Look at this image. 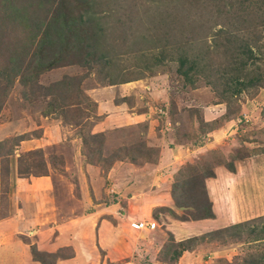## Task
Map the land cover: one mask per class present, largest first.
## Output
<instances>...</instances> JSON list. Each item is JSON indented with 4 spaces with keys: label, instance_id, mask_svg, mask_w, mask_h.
Returning a JSON list of instances; mask_svg holds the SVG:
<instances>
[{
    "label": "rangeland",
    "instance_id": "obj_1",
    "mask_svg": "<svg viewBox=\"0 0 264 264\" xmlns=\"http://www.w3.org/2000/svg\"><path fill=\"white\" fill-rule=\"evenodd\" d=\"M71 1H62L65 8L72 5ZM76 1L77 3L75 0L73 3L79 7L74 10V15L80 13L85 20L94 17L100 22L104 21L106 45L111 47L110 62L106 65L103 61L92 62V60L91 63L84 65L78 62L65 64L43 72L39 75L36 84L28 85L20 83V75H17L4 96L3 88L7 81V74L4 71L9 54L6 48L11 45L8 42L13 43L23 39L27 30L9 22L4 29L9 36L2 35L0 38V140H4L7 149L19 137L30 140L26 145L27 150L20 151L18 145L14 153L0 157V166L3 167L4 162V167L8 169V182L12 170L13 174L16 171L20 175L18 164L19 168H22V174L28 171L38 173L20 176H51L55 185L59 183L57 189L60 195L56 197H61L58 201L66 209L73 203L71 198L74 195H81L80 189L77 192L79 182L71 180L73 172L77 173L79 166L84 168L83 164L80 165L83 162L79 161L80 153L84 155L86 161L88 159L91 165L96 166L94 167L98 175L103 174L114 162L112 159L118 156L123 160H134L132 162L137 166L138 173L142 175L137 177L139 183H143L145 174L152 175L146 187L144 184H139L138 190H131L132 195L139 194L134 197H138L136 204L124 202L131 206L129 210L131 214L140 212V216L147 223L149 222V226L146 229L134 230L132 223L141 220L123 217L124 225L129 224L130 229L126 226L124 232L121 230L122 232L116 234L113 240L105 241L103 249L93 242L90 245L84 242L85 247L91 246L94 253L92 262L86 264H245L243 261L247 262L246 257L250 254L264 252V240L251 241L247 236L248 229L245 228L236 235H228L226 232L218 236H209L208 239L204 238L196 243L192 242L189 250L181 251L177 259L171 260L173 250L178 249L174 242L227 225L218 224L219 227H215L217 224L198 221L194 223V227L189 228L187 222L183 221L190 220H181V218L196 213V210L189 206H178L173 198L171 204L174 214L159 208L153 209L152 213L146 211L152 198L149 191H154L152 188L155 187L160 192V200L154 203H164L161 195L165 196L167 192L170 200L171 186L179 172L182 173L179 178L195 176L198 180L203 167L212 166L215 177L206 178L204 184L208 198L212 202V210L218 217L217 222L223 223L230 219L240 222L260 215L264 217V65L259 61L252 65L253 59L243 57V54L238 52V46L243 43L248 44L256 56L259 55L257 46H261L264 52V25H261V20H264V14L262 15L264 2L262 0ZM62 2L61 0H43V2L10 0V5L29 6L31 11L25 14L29 21L35 23L43 16L50 19L55 7L61 6ZM1 3L0 15L4 13ZM247 4L250 6L243 12L241 8ZM46 13L48 14L40 15ZM227 38L230 42H227ZM166 43L178 46V50L171 46L165 47ZM149 47L153 49L149 50ZM179 47H183L191 58L204 51L203 62L207 71L194 73L192 81L185 80L177 71L176 57L181 52ZM162 49L168 50L165 52V58L155 62L153 54L159 53ZM162 53L164 54L163 51ZM240 58L250 62L242 71L243 77L262 74L260 86L248 88L240 94L227 92L223 97L221 73L223 69L234 73L232 71L236 69L234 59ZM124 80L129 81L123 82ZM58 81L67 82L69 89L53 90L54 84ZM114 81L120 87L115 101H123L129 109H134L133 114L130 117L126 116L127 122L123 120L124 118L120 120L112 116L110 118L112 121L108 125L110 128L106 131H98L103 134L102 136L89 135L93 134L90 133L92 124L100 117L97 116L96 106L87 93L108 86L109 82ZM134 91L137 93L135 96ZM207 107H214L211 110L215 111V115H209L206 111ZM134 113H146L150 116L142 122L139 117L134 120ZM140 117L146 116L143 114ZM115 124L119 126L114 127ZM62 128L64 137L59 136ZM40 136L46 139V143L38 140ZM71 136L81 139L82 143L78 149L69 142ZM156 136L162 137L161 140L157 137L161 148L171 147L170 153H165L162 157L165 163L159 165L156 160L158 149L147 145V142L153 141ZM43 143L46 146L40 147L41 151L27 153L38 149L36 146ZM3 152L0 150V155ZM255 152H259L252 155L256 158L255 161L245 165L246 172H241L237 179H233L223 162L234 160V156L241 157L234 161L236 171L239 169L241 171L240 165H244L245 159L251 157L244 155ZM153 161H156L157 167L150 166ZM149 168L151 170L148 171ZM2 178L3 175L0 176V207L2 205L3 214L7 205L2 196L10 194L12 187L7 183L2 184ZM89 183L92 186L98 184L95 180ZM81 184H83L82 197L87 204L91 203V198L92 203L89 208H94H86L85 211L89 210L90 213L95 214L102 207H94V205L106 199L98 197L99 201L96 202L95 197L90 194L88 182L83 181ZM158 184H166V191L163 186L161 188L156 186ZM185 191L183 197H178V200L184 204H191V199L185 198L186 195L191 198L200 195V202L202 201L201 186L195 187L193 183L191 187H185ZM79 197L77 196V199ZM128 197H131V194L125 195L126 201ZM80 199L82 200L81 197ZM79 202L83 204L80 200ZM75 210L73 208L64 214L68 215V219L74 218L81 213L80 210L77 212ZM18 212L22 215L23 209ZM24 215L30 216L31 209L24 212ZM47 215L43 217V212L42 216L39 214L36 224H32L28 231L15 236L16 241L23 246V249L30 248L32 259H34L33 249L38 255L43 256L48 264H70L61 262L60 259L69 257L72 248L64 245L66 240L63 242V238L59 239L56 229H52L53 231L49 229V221L45 220ZM65 218L62 213L57 224L67 223ZM208 226L209 230L196 233ZM251 226L257 228L264 226V219L253 220L247 224V227ZM2 236L0 235V243L7 241L6 238L1 240ZM9 239L13 241L14 238ZM80 246L83 244L80 243ZM33 261L34 264H41L38 260Z\"/></svg>",
    "mask_w": 264,
    "mask_h": 264
},
{
    "label": "crops",
    "instance_id": "obj_2",
    "mask_svg": "<svg viewBox=\"0 0 264 264\" xmlns=\"http://www.w3.org/2000/svg\"><path fill=\"white\" fill-rule=\"evenodd\" d=\"M131 83V82H129ZM126 90V88H124ZM131 89V88H130ZM120 91V87L118 84L108 85L104 87H100V89H94L90 90L87 94L91 98V100L94 102L96 106V113L97 116L100 117L98 121H95V123L92 124V129L90 130V133H100L102 131L108 130L110 126V118L113 116L116 119L119 118L120 120L123 119L126 122L128 121V117L126 116H132L134 109H129V106L125 104L123 101H115L116 97L118 98ZM137 93L136 91L133 92V95L135 96ZM121 97V96H120ZM207 107V110L209 112V115H215V111L211 110L214 109V107L209 108ZM205 111V110H204ZM205 111V112H206ZM143 114L146 116H143ZM208 114V113H207ZM125 115V116H122ZM146 113H134V120H136L137 117L142 120V122L149 117ZM138 119V118H137ZM138 120V121H141ZM136 122V121H135ZM128 125V124H127ZM114 127H118V124L113 125ZM59 131V130H58ZM63 128L61 129V132L59 131V136L64 137L63 135ZM100 131V132H98ZM71 135V134H70ZM58 136V135H57ZM156 136V138L153 141L147 142V145L149 146H155L158 149V157L156 158L158 165L165 163L163 161L162 157L165 153H170L171 147L168 146V148H161V143L158 141V139L161 140L160 137ZM39 141H44L46 143V139H44L42 136L38 137ZM29 139H22L19 142L20 151L21 150H27L28 145L30 142ZM69 142L73 145L75 149H78L81 145L82 141L78 137H73L69 139ZM40 144L39 146H36V148L45 147L46 145ZM17 145V146H18ZM176 145V144H175ZM180 147V146H179ZM81 149V147H80ZM18 150V151H19ZM104 155V154H103ZM84 155H81L80 153V162L82 166H79L77 168V173L73 172L72 174V181L73 182H79L80 185H78L77 192L80 189L81 195L77 194L74 195L71 199L73 200V203L69 206H67L66 209H64V206L60 204V201H58L57 195H60L58 193L57 185L54 183V179L51 176L48 175H39V176H30V177H24L20 176L14 171V174L11 172L9 176V186L12 187V192L8 194L5 197L7 209L6 212L2 214L1 207H0V235H3L1 237V240H4L3 238H6L7 241H3L0 243V264H34L35 262L32 259V255L30 256V248L27 249L23 246H20V243L15 238V236L19 235L23 231H28L31 229L32 224H36L39 214L43 217H45L47 214L48 219V227L50 230L56 229L58 231L59 239L63 238L66 240L64 242V245H69L72 248V253L69 257L60 259L61 262H69L70 264H81V263H90L92 262L94 253L91 249V246L85 247L84 242H87L89 245L91 242L96 244L100 249H103L105 244V241L113 240V238L116 237V234L124 232L125 227L127 225H124V221L126 217L131 219H139L143 220L142 216H140V212L138 214H131L130 213V205H127L126 203L130 204L129 202H132L133 204H136L135 202L138 201L139 194L132 195L131 190H138L139 184H144L146 187V184L150 182L152 175L151 174H145L143 176V183H139V180L137 181V177H142L141 174L138 173L137 166L130 160H123L122 157H114L112 161H114L110 167L106 171H104L103 174H99L96 171V166L91 165L90 162L86 161V158L83 157ZM257 156V155H256ZM84 159V160H83ZM252 159V160H250ZM256 158L253 156L245 159L244 165H240L242 170L230 172L229 175L233 179H237L239 177L240 173H245L246 169L244 170V166L251 163L250 161H255ZM156 161L150 163L151 167H157ZM90 164V165H89ZM95 166V167H94ZM83 168V169H81ZM151 170V168L148 169V171ZM131 171V173L129 172ZM127 173H130L129 175ZM65 174V173H64ZM153 174V173H152ZM63 176V175H62ZM62 177H60L61 180ZM84 178V180H83ZM140 179V178H139ZM172 179V177L170 178ZM68 180V178H66ZM92 180H95L98 184L96 186H92L89 182ZM87 181L88 185L90 186V194L91 196L95 197V201L98 197H101L104 201L102 203L93 204L94 207H102L101 210H98L95 214L90 213V211H85L86 208H89V206L92 203L87 202L82 197V186L81 182ZM71 185V184H70ZM168 185V184H167ZM156 186H159L160 188L163 186L164 190L166 188V184H158ZM170 186V185H169ZM154 187V186H153ZM152 188V187H151ZM154 191H149V195H151V200L149 201V205L146 207V211H150L152 213L153 209H158L160 207H169L172 208V201L169 195L166 192L165 196L161 195V197L164 200V203H154L158 199L160 200V192L159 189H156L155 187L152 188ZM169 190V187H168ZM166 191V190H165ZM130 195L131 197H128V200L124 198L125 195ZM77 196L81 197L82 200L77 199ZM106 198H105V197ZM76 197V198H75ZM77 199V200H76ZM61 200V199H60ZM79 200L84 204H81ZM119 200V201H118ZM126 202V203H124ZM92 205V206H93ZM85 207V208H84ZM20 208V209H19ZM73 208H75L76 212L78 210L81 211V213L78 214V216L74 218H69L68 215H65L64 212H70ZM23 209V214H19L18 211H21ZM31 209V215L27 216L24 215V212L29 211ZM43 211H42V210ZM94 209V208H89ZM136 208H134V211ZM173 209V208H172ZM41 211V212H40ZM96 211V210H95ZM102 211V212H100ZM123 211V213H121ZM32 212L34 214H32ZM75 212V213H76ZM63 215L66 217L67 223H59L57 224V221L59 217H62ZM101 213V214H99ZM112 213V215H109ZM150 213V214H151ZM45 214V215H44ZM84 214V215H83ZM149 214V216H151ZM124 217V218H123ZM152 217V216H151ZM77 219L79 221H77ZM198 221L210 222L212 224H217L215 227L228 225L231 223H235L238 220H228L227 222H217L218 217L214 218H206V219H199V220H190V221H183L187 222V225H189V228L194 227V223ZM128 226H130L128 224ZM130 229V227H128ZM64 229V230H63ZM74 229V230H73ZM134 229V228H132ZM209 226L205 229L199 230L196 233H201L203 231L209 230ZM122 230V231H121ZM136 230V229H134ZM53 231V230H52ZM71 231V232H70ZM183 237V236H182ZM13 239V241H10V239ZM180 239V238H179ZM60 242V241H59ZM13 243V244H12ZM80 243L83 244V246H80ZM85 247V252H84ZM99 253V251H98ZM39 264V263H38Z\"/></svg>",
    "mask_w": 264,
    "mask_h": 264
},
{
    "label": "trees",
    "instance_id": "obj_3",
    "mask_svg": "<svg viewBox=\"0 0 264 264\" xmlns=\"http://www.w3.org/2000/svg\"><path fill=\"white\" fill-rule=\"evenodd\" d=\"M62 1L63 0H61V2ZM262 1L264 2V0ZM40 2H43V0H40ZM71 2L72 3L70 4L72 5H69L67 8H65L63 2L61 3V6H56L54 14L52 13L50 19H47L46 16H43L47 15L48 13L40 14L43 17H41L40 20H37V22L33 23L32 21L28 20L25 14L29 10L31 11V9L28 8L29 6L25 7L23 6V4L19 6L10 5V0H0L1 8L4 12L2 15H0V38L2 35L4 37L9 36V34L5 33L4 31L6 25H8L9 22H11L13 25L21 26L24 29L26 28L27 30L26 36L23 39L21 38L19 39V41L16 40L13 43L8 42V44L10 43L11 45L7 46L6 48L9 54L7 55V64L5 68L6 71H4L7 74V81L5 82L3 88L4 96H6L8 89L13 84L14 77L17 75H20V83H22L23 85H28L31 83L36 84L40 74L54 67H59L65 64H73L75 62L84 65L91 63V60L92 62L103 61L105 65L110 62L109 54H111V47L106 45V26L104 25V21L100 22L99 19L96 20L94 17H90V19L87 18V20H85L80 13L74 15V10L79 6L75 4L77 3L76 0L75 3H73L74 0H72ZM249 6V4H247L246 6H242L241 10L244 12L249 8ZM263 14L264 8L262 15ZM89 21H91L92 25ZM261 25H264L263 19L261 20ZM86 30H89V32H87ZM227 42H230L229 38H227ZM169 46H171L175 50H178V46L166 43L165 47ZM257 47L259 51L258 56L254 55V51L252 50V48L245 43L238 46V52L240 54L242 53L243 57L246 56L250 57V59H253L251 60L252 65H254V63H256L257 61L264 65V52L261 50V46ZM149 48V50L153 49L151 47ZM182 48L183 47H179L181 52L178 53L176 57L178 61L177 71L184 76L185 80L192 81V76L194 73L207 71L205 69V63L203 62L205 52H200L199 54H196L191 58L188 56V52L184 50V48ZM162 51L164 52V54L162 53ZM162 51H160L159 53L155 52L153 54V59L155 62H160L163 58H165V52H167L168 50L162 49ZM94 55H96V60H94ZM234 60V64L236 65V69H232L234 73H230L228 70L223 69L220 76L223 79V91H221V94L224 95L223 97H225V94L227 92H231L232 94H240L248 88L259 87L263 79L262 74L244 78L242 71L246 69L245 67L248 64H250L249 60L241 58L239 60ZM2 76L4 77L3 73ZM126 81L129 80H124L123 82ZM112 84H116V81L108 83V85ZM54 86L55 87H53V90L61 91L63 89H69L68 83L65 81H58L56 84H54ZM89 135L102 136L103 134L93 133ZM21 140L22 137H19L18 140L16 139L11 147H9V149H7L4 140H0V150L4 151L3 154L0 155V157H3L4 155L6 156V154L10 155L14 153L15 147ZM37 151H41V149L38 148L36 150H30L27 153L30 154ZM258 153L259 152L250 153L244 156H252ZM240 158L241 157L234 156V160L223 162V165L229 172H235L236 165L234 161ZM130 160L134 162V160ZM0 167V176L3 175L1 183H7L8 185V169L6 168V166L4 167V162L3 167ZM18 169V173H20V175L38 174L32 171H25L26 173L22 174V168H19V164ZM181 174L182 173L179 172L178 176H176L177 178H175V181L172 183L170 191L171 197L178 206H189L196 210V213H192L185 218H181V220L214 218L215 213L212 210V202L208 198L206 187L204 184L206 178L215 177L213 167L204 166L198 180L195 176H191L189 178H179V175ZM192 182L194 183L195 187H197V185L201 186L203 192L201 193L203 197L202 201H204L203 204L202 201L200 202V195H196L195 198H191L186 195L185 198L191 199V204H184L183 202H181V200H178V197L181 198L183 197V195H185V187H191V185L193 184ZM5 197L6 196H2V198ZM159 209H164L174 214L172 208L160 207ZM257 219H264V217L260 215L176 241L174 243L175 246L178 247V249L173 250V256L171 260L177 259L181 255V251L189 250L191 248L192 242L196 243L201 239H208L209 236H218L220 234H225L226 232H228V235H236L238 234V231L247 228V236L251 239V241L259 242L261 240H264V226L260 228H257L255 226L247 227L248 223ZM170 246L168 247L171 248ZM32 253L35 260H38L39 262H41V264H48L44 257L38 255L35 250L32 249ZM246 258L248 259V261H243L245 264H264V252L258 254H250Z\"/></svg>",
    "mask_w": 264,
    "mask_h": 264
},
{
    "label": "built area",
    "instance_id": "obj_4",
    "mask_svg": "<svg viewBox=\"0 0 264 264\" xmlns=\"http://www.w3.org/2000/svg\"><path fill=\"white\" fill-rule=\"evenodd\" d=\"M149 223V222H148ZM145 220H141V221H138V222H135V223H132V228L136 229V230H140V229H146L147 226H149ZM150 226H152V224H150Z\"/></svg>",
    "mask_w": 264,
    "mask_h": 264
}]
</instances>
